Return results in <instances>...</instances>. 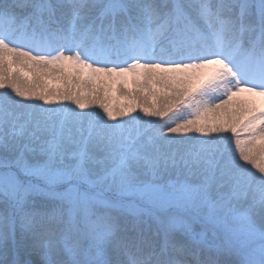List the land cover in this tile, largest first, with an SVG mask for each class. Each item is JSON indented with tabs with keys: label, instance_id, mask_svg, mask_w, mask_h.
<instances>
[{
	"label": "snow or ice",
	"instance_id": "6c2138e0",
	"mask_svg": "<svg viewBox=\"0 0 264 264\" xmlns=\"http://www.w3.org/2000/svg\"><path fill=\"white\" fill-rule=\"evenodd\" d=\"M0 264H264V0H0Z\"/></svg>",
	"mask_w": 264,
	"mask_h": 264
},
{
	"label": "bare ground",
	"instance_id": "6f19581e",
	"mask_svg": "<svg viewBox=\"0 0 264 264\" xmlns=\"http://www.w3.org/2000/svg\"><path fill=\"white\" fill-rule=\"evenodd\" d=\"M51 86L52 87H63V84L62 82H52ZM111 87H112V91H110L108 95L111 97L112 102L116 104L126 103L127 101L120 95V92H119L120 85L116 84Z\"/></svg>",
	"mask_w": 264,
	"mask_h": 264
}]
</instances>
